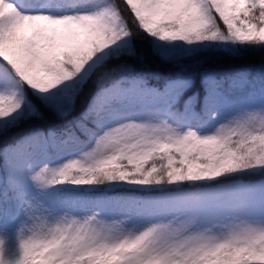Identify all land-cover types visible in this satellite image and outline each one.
Listing matches in <instances>:
<instances>
[{"label": "snow or ice", "instance_id": "1", "mask_svg": "<svg viewBox=\"0 0 264 264\" xmlns=\"http://www.w3.org/2000/svg\"><path fill=\"white\" fill-rule=\"evenodd\" d=\"M138 38L243 66L197 110L128 63ZM0 183V264H264V0H0Z\"/></svg>", "mask_w": 264, "mask_h": 264}, {"label": "trees", "instance_id": "2", "mask_svg": "<svg viewBox=\"0 0 264 264\" xmlns=\"http://www.w3.org/2000/svg\"><path fill=\"white\" fill-rule=\"evenodd\" d=\"M137 47L139 49L137 61L135 58L128 61L137 72L144 73L153 77L151 83L162 88L165 83L175 78H187L191 81V86L184 91L181 105L192 97V103L199 108L200 97L204 96L203 77L207 74L223 75L224 73L235 71L243 66L242 61H237L227 57H214L208 59L203 55L200 56H175L172 52L161 51L153 52L142 38H138ZM165 57H171L166 59ZM256 63V62H253ZM116 76L127 75V73H116ZM259 82L255 87L258 88ZM84 105L81 104L71 116L61 118L54 112L49 111L47 115L32 116L24 120L19 128L14 129L11 139L19 138L27 132L37 130H61L66 128L74 117H78L83 110ZM68 139L67 136L59 137V140ZM54 154V153H53ZM112 193V192H108Z\"/></svg>", "mask_w": 264, "mask_h": 264}, {"label": "rangeland", "instance_id": "3", "mask_svg": "<svg viewBox=\"0 0 264 264\" xmlns=\"http://www.w3.org/2000/svg\"><path fill=\"white\" fill-rule=\"evenodd\" d=\"M173 54L175 56L181 55L178 53H173ZM178 79H184V78H178ZM178 79H173L170 81H175ZM185 80H188V79H185ZM258 87H259V85H258ZM198 109L199 108H197V110ZM65 140H68V139H65ZM69 143H71L70 140H69ZM78 154H79L78 150H73L70 148L64 152L54 153L52 158L53 159L67 158L68 156H73V155H78ZM2 190H3V185H2V183H0V192H2ZM102 194H104L103 190L91 193V195L93 197H98ZM61 195H62V198H74L78 194L70 192V191H66V192L62 193ZM107 195H121V196H123V195H128V194L126 192H124L123 190H118L117 192L107 193ZM2 204L5 208H13V209L17 208V202L14 199H11L10 196H7V195H5V198L3 199ZM109 219L124 220L128 226H131V223H132L131 221H126V214L125 213H117L113 217H109Z\"/></svg>", "mask_w": 264, "mask_h": 264}]
</instances>
